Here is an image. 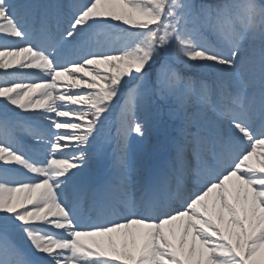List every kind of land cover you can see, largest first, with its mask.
Segmentation results:
<instances>
[{
  "label": "snow or ice",
  "instance_id": "6c2138e0",
  "mask_svg": "<svg viewBox=\"0 0 264 264\" xmlns=\"http://www.w3.org/2000/svg\"><path fill=\"white\" fill-rule=\"evenodd\" d=\"M0 264H264V0H0Z\"/></svg>",
  "mask_w": 264,
  "mask_h": 264
},
{
  "label": "trees",
  "instance_id": "16d2710c",
  "mask_svg": "<svg viewBox=\"0 0 264 264\" xmlns=\"http://www.w3.org/2000/svg\"><path fill=\"white\" fill-rule=\"evenodd\" d=\"M182 116V112H170V106L161 102V112L158 124L153 129L149 140V147L154 151L158 158L169 155L171 151V140L179 135L178 129L182 125Z\"/></svg>",
  "mask_w": 264,
  "mask_h": 264
},
{
  "label": "rangeland",
  "instance_id": "374dc122",
  "mask_svg": "<svg viewBox=\"0 0 264 264\" xmlns=\"http://www.w3.org/2000/svg\"><path fill=\"white\" fill-rule=\"evenodd\" d=\"M94 152H99L100 149H99V145H94L93 149H92Z\"/></svg>",
  "mask_w": 264,
  "mask_h": 264
}]
</instances>
